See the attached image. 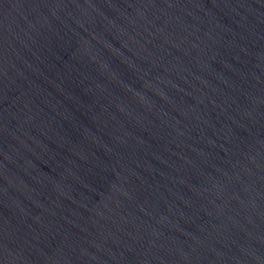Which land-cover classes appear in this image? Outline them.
Listing matches in <instances>:
<instances>
[{
    "label": "water",
    "instance_id": "1",
    "mask_svg": "<svg viewBox=\"0 0 264 264\" xmlns=\"http://www.w3.org/2000/svg\"><path fill=\"white\" fill-rule=\"evenodd\" d=\"M0 264H264V0H0Z\"/></svg>",
    "mask_w": 264,
    "mask_h": 264
}]
</instances>
